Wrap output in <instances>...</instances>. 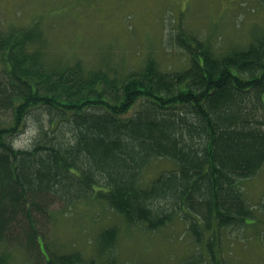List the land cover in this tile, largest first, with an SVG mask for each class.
I'll return each mask as SVG.
<instances>
[{
    "label": "trees",
    "instance_id": "obj_1",
    "mask_svg": "<svg viewBox=\"0 0 264 264\" xmlns=\"http://www.w3.org/2000/svg\"><path fill=\"white\" fill-rule=\"evenodd\" d=\"M36 29L0 31V264H118L115 225L89 259L50 240L80 203L152 234L179 217L180 264H231L236 242L264 241V201L246 192L264 169V20L226 48L169 33L186 59L168 70L152 54L126 70L65 59Z\"/></svg>",
    "mask_w": 264,
    "mask_h": 264
},
{
    "label": "rangeland",
    "instance_id": "obj_2",
    "mask_svg": "<svg viewBox=\"0 0 264 264\" xmlns=\"http://www.w3.org/2000/svg\"><path fill=\"white\" fill-rule=\"evenodd\" d=\"M260 1L0 0V31L13 27L29 31L37 26L35 31L46 41L48 52L65 59L79 58L89 66L116 64L126 70L152 54L161 68L179 69L185 63V53L164 45V36L182 29L198 39L209 38L218 46L243 43L252 25L264 20ZM29 136L27 131L21 133L15 139L16 146L23 147ZM167 166L168 162H161L157 171L152 168L150 172ZM246 192L256 205L264 201V169L247 182ZM98 210L91 203H80L66 216H59L49 234L52 243L69 248L75 244L85 258H93L98 232L115 225L118 264H180L193 253L179 217L152 234L138 226L129 227L111 212L97 215ZM230 261L264 264V241L236 242Z\"/></svg>",
    "mask_w": 264,
    "mask_h": 264
}]
</instances>
